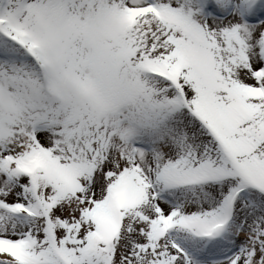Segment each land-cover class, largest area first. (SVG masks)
I'll list each match as a JSON object with an SVG mask.
<instances>
[{
    "label": "snow or ice",
    "instance_id": "snow-or-ice-1",
    "mask_svg": "<svg viewBox=\"0 0 264 264\" xmlns=\"http://www.w3.org/2000/svg\"><path fill=\"white\" fill-rule=\"evenodd\" d=\"M0 264H264V0H0Z\"/></svg>",
    "mask_w": 264,
    "mask_h": 264
}]
</instances>
